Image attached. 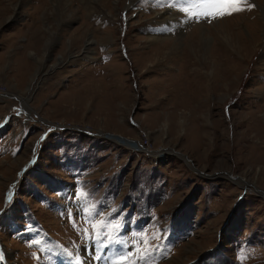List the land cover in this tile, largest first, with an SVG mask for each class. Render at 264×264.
Wrapping results in <instances>:
<instances>
[{"label": "rangeland", "instance_id": "rangeland-1", "mask_svg": "<svg viewBox=\"0 0 264 264\" xmlns=\"http://www.w3.org/2000/svg\"><path fill=\"white\" fill-rule=\"evenodd\" d=\"M243 5L197 19L172 0H0V98L30 86L31 138L61 131L13 154L0 132V264H51L50 242L81 264H264V0ZM74 64L65 93L54 77ZM101 222L108 246L88 251L79 233Z\"/></svg>", "mask_w": 264, "mask_h": 264}, {"label": "crops", "instance_id": "crops-1", "mask_svg": "<svg viewBox=\"0 0 264 264\" xmlns=\"http://www.w3.org/2000/svg\"><path fill=\"white\" fill-rule=\"evenodd\" d=\"M11 20H12V18H10L9 22ZM14 48H15V50L16 49L18 50L17 51L18 53L23 52L22 49H25L23 47L21 49H18V47H16V46H14L13 49ZM8 50H10V49L8 48ZM71 66L72 67H70V69L74 68L73 71L67 70L68 68L66 69V67L64 69L65 72L62 71L63 74L68 72L69 73L68 75L60 78L58 76L59 75L58 74L54 77L55 80L59 81V84H61V86L65 89V91H64L65 93L66 92H72V90L74 88H76L75 86H76V78H77L76 77L77 65L74 64ZM1 72H3V70L0 71V73ZM0 80L2 81L1 77H0ZM93 88H95V87H93ZM14 89L16 90V88H14ZM29 90H30V86L28 87V91ZM28 91L25 93L21 92V93L12 94V96L17 97V102H15V103L9 102L11 105L8 104V106H10V107L5 105V104H7V102L3 101V99L0 98V102L2 100L3 104L5 105V106L0 105V132L2 129H4L2 131H5V132H6V130H8V150H10V154L17 152L18 150L23 149L24 147L27 148L32 141H33L31 144L32 150L38 149V148H43L44 145L49 142L51 137H54L55 135H57L58 133L61 132V131H56V130L53 131V129L47 128L41 134H38L37 138H35V137L31 138L32 136H34V132H35L33 129L34 120H36V119L42 120V119H40V116H39L37 109L34 108V104L31 103V101H32L31 93H30V91L29 92ZM92 92L96 93V90L93 89ZM44 99H45L44 93L41 92L36 98L37 105L41 106L42 105L41 101H43ZM25 101H26V103H28L29 107L26 106ZM59 101H60L59 95H57L56 98L54 97L53 105H52L54 110L58 109ZM45 104H46V102H45ZM105 116H106V119L104 118V121L109 120L110 112L106 113ZM111 116L114 117V115H111ZM133 125H135V124H133ZM52 126L53 125H51L49 127H52ZM100 132H102V131H100ZM97 134L94 133V134L90 135V137H95V136H97ZM29 136H30V138H29ZM29 139H31L30 142L28 141ZM92 140L93 139L91 138V141ZM28 161L29 160H27L25 162V164H29L30 162H28Z\"/></svg>", "mask_w": 264, "mask_h": 264}, {"label": "snow or ice", "instance_id": "snow-or-ice-1", "mask_svg": "<svg viewBox=\"0 0 264 264\" xmlns=\"http://www.w3.org/2000/svg\"><path fill=\"white\" fill-rule=\"evenodd\" d=\"M173 5L176 4H191L196 5L193 8H185L183 11L188 12L189 16H195L197 19L199 18H208L215 19L217 17H222L224 15H230L233 12L241 11L243 9V0H172ZM108 225L104 222L100 224H93L92 227L96 230L95 239L101 242L102 247L108 246L103 240V233H100L98 229L100 227H107ZM87 232V230H85ZM159 239V237H154ZM110 243H118L121 244L122 247L126 248L127 244L120 240H117L115 237L109 236ZM141 240H143L145 246H147V239L141 236ZM137 253H139V248H137ZM141 261L144 260V257L140 256ZM114 264H135V259L133 258V254L131 252L119 253V259H117Z\"/></svg>", "mask_w": 264, "mask_h": 264}, {"label": "bare ground", "instance_id": "bare-ground-1", "mask_svg": "<svg viewBox=\"0 0 264 264\" xmlns=\"http://www.w3.org/2000/svg\"><path fill=\"white\" fill-rule=\"evenodd\" d=\"M65 1H66V0H65ZM86 1H87V0H86ZM65 3H66V2H65ZM65 3H64V4H65ZM92 3H93V2H92ZM94 3H95V2H94ZM65 5H66V4H65ZM225 38H226V37H225ZM223 39H224V38H223ZM224 42H225L226 45H229V43H228L227 40H225ZM156 47H157V46H156ZM238 48H240V47L238 46L237 49H238ZM239 51H240V49H239ZM236 52H237V51H236ZM238 58H239V57H238ZM236 65H237V64H236ZM237 66H238V65H237ZM237 66H236V68H237ZM26 106L28 107V104H27V103H26Z\"/></svg>", "mask_w": 264, "mask_h": 264}]
</instances>
